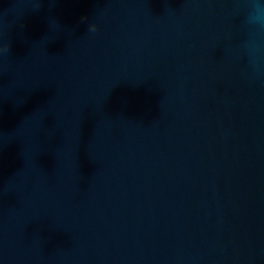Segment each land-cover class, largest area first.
Wrapping results in <instances>:
<instances>
[{
  "label": "water",
  "instance_id": "95a60500",
  "mask_svg": "<svg viewBox=\"0 0 264 264\" xmlns=\"http://www.w3.org/2000/svg\"><path fill=\"white\" fill-rule=\"evenodd\" d=\"M244 8L0 0V264H264Z\"/></svg>",
  "mask_w": 264,
  "mask_h": 264
},
{
  "label": "clouds",
  "instance_id": "9594fccd",
  "mask_svg": "<svg viewBox=\"0 0 264 264\" xmlns=\"http://www.w3.org/2000/svg\"><path fill=\"white\" fill-rule=\"evenodd\" d=\"M237 3H243L245 5L244 23L248 29L254 34V38L249 41L245 47L249 51V63L252 67L254 77L259 79L264 77V65L261 63V43L260 35L264 32V0H237ZM86 19V18H84ZM98 25L91 21L88 23L87 33H95ZM10 43L7 42L3 51L10 52Z\"/></svg>",
  "mask_w": 264,
  "mask_h": 264
}]
</instances>
